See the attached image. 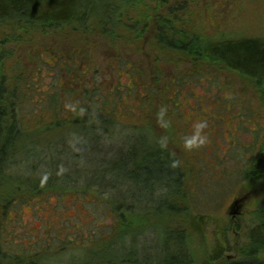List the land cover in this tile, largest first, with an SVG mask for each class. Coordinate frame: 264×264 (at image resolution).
I'll use <instances>...</instances> for the list:
<instances>
[{"label": "rangeland", "instance_id": "obj_1", "mask_svg": "<svg viewBox=\"0 0 264 264\" xmlns=\"http://www.w3.org/2000/svg\"><path fill=\"white\" fill-rule=\"evenodd\" d=\"M136 6L114 37L95 27L90 32L67 27L44 33L0 24L2 74L10 91L17 92V112L19 91V115L32 133L26 147L35 151L20 167L28 172L22 188L30 190L38 181L46 185L57 178L62 183L75 180V186L60 194L62 197L47 195V202L17 203L10 210V221L1 218L4 205L0 202L2 241L8 239L9 247L34 253H45L42 249L50 247L45 257L33 259L35 264H97L108 258H129L132 264H170L167 260L177 250V241L169 240L160 224H144L147 219L160 222L166 215L149 205L153 199L158 207L159 196H150L143 182L124 183L105 175L124 157L117 149L126 144L146 145L147 151L138 161L143 165L150 152L160 153L150 141V137L159 138L178 156L186 174L190 166L185 157L195 167L194 179L185 178L186 191L193 195L190 205L194 211L208 217L204 226L207 244L199 240L194 250L198 255L208 251L225 228H230L227 238L231 246L243 245L253 213L264 197V95L250 80L220 64L161 45L155 37V18L150 15L160 14L174 29L202 40L258 38L264 37V0H144ZM144 11V19L137 20ZM53 95L58 96L57 104L51 102ZM99 96L104 100V117L116 126L109 134H101L100 142L95 137L100 134L88 129L79 132L78 138L72 129L79 123L80 113L74 114L85 104L94 110L91 100ZM62 106L70 111L62 112ZM63 116H72V120ZM38 121L44 125L43 131ZM190 140L194 141L192 147L187 146ZM255 152L252 176L241 183L247 158ZM82 183L117 186L112 198L137 205L132 221L142 223V234L133 232L107 245L113 238L109 198L100 196L102 203L89 207L85 194L72 193L81 192ZM166 183L162 179L158 184ZM95 190H89L92 198L97 195ZM235 203L238 213L232 214Z\"/></svg>", "mask_w": 264, "mask_h": 264}, {"label": "trees", "instance_id": "obj_2", "mask_svg": "<svg viewBox=\"0 0 264 264\" xmlns=\"http://www.w3.org/2000/svg\"><path fill=\"white\" fill-rule=\"evenodd\" d=\"M143 2L144 0H0V24L11 23L20 31L44 33L57 32L67 27H75L77 30L90 32L95 27V30L108 33L110 37H114L117 35L119 24L122 23L123 19L129 18L131 12L137 7L136 5L139 4L140 6ZM146 14L145 11L144 13L139 12L138 15L141 16L136 17V19H144ZM150 15L151 18H155L154 23L158 30L155 37L161 45L186 52L196 59L220 64L227 70L250 80L259 93L264 95V37L202 40L185 31L174 29L161 19L160 14L154 16L155 13H153ZM144 23L146 25L148 21ZM130 78L129 80H133ZM61 87L59 86V88ZM15 91L14 89L13 92L10 91L0 65V202L4 205L1 218H4L5 222L11 220L9 217L10 210L17 203L32 204L40 199L47 202V195L53 196L62 193L64 195L67 190H71L69 189L71 186H75V180L62 183L60 182L62 181L61 178H57L46 185L38 181L39 183H35L30 190L22 188L25 185L23 178H26L28 172L24 173L20 167L24 159L35 151L26 147V141L32 137V133L25 127L27 124L19 115V107L22 103L19 91L17 112V92ZM57 97L56 95L51 96V102L57 104L59 102ZM86 97L87 95L84 94V103H87ZM91 101L94 104V110L86 104L79 106L76 110L74 117H77V114L80 113L76 121L79 123L72 131L78 138L81 137L79 132L87 131V129L93 131V134L99 133L100 135L95 137L96 141L99 140L100 142L101 134H109L110 129H114L116 125H111L113 120L104 117V113H102V102L104 100L101 96ZM62 108H64L62 112L70 111L66 107L62 106ZM63 117L66 121L72 120V116ZM113 119L117 123V119ZM39 122H37L38 127H41V131H43L45 127ZM77 128H80V130H77ZM114 131L113 133H115ZM158 139L150 137V141L153 143L152 146L159 147L160 153L157 155L150 152L149 158L144 161L143 165L139 164L138 161L142 160L143 154L147 151L146 145L134 147L126 144L125 148L117 149L118 152L125 155L114 162L112 169L108 168L105 175L108 177L109 175L116 176L124 183L143 182L150 189V196H159L160 203L158 207L153 199H150L149 205L151 204L161 210L159 214L165 213L166 215L162 217L160 222L147 219L144 224L149 226L160 224L161 231L167 232L169 240L177 241V250L170 253L167 262L170 264H264V197L259 201L253 213L252 225L247 230V238L243 245L231 246L227 238L230 228H225L219 231V239L214 242L211 248H208V251H203V254L200 255L196 254V251H194L195 245L199 243V240H202V244L206 243L204 226L208 221V217L194 211L195 209L190 205L193 195H191V191L189 193L186 191L185 178L190 176L194 179L191 173L195 167L184 156L187 165L190 166L189 175L186 174L184 165H182L178 156L174 155V152L164 140ZM178 148L181 150V145H178ZM257 151L258 149H256ZM256 152L247 158L241 173V183L247 182L252 176L257 163ZM102 157L104 162H108L109 158L106 154H103ZM75 158H79V153L75 155ZM32 171L36 172L37 168H33ZM115 171H119V173L115 174ZM225 174L228 177L226 181H231L229 173L226 172ZM196 177L195 180L198 179ZM162 179L167 181L165 186L158 184ZM14 183L17 185H14ZM72 183L74 184L71 185ZM124 183L121 184L122 187L125 186ZM189 185L190 187L192 185L190 180ZM80 187L83 189L81 192L72 189V193L74 192L75 196L85 194L89 201V207L101 202L100 196L107 195L109 198L108 203L110 205L106 204L111 209L109 213L112 214L110 217H112L113 224L110 229H113L111 235L113 238L107 245H114V242H120L133 232H139L138 236L142 234L140 232L143 229L142 223L134 224L132 221L137 205L129 200L112 198L117 186L98 187L96 183L85 186L82 183ZM173 187H175L174 190H172ZM92 188L96 189L97 195L95 198L90 196L89 190H92ZM60 197L62 196L60 195ZM87 206L86 209H88ZM38 207L42 208L43 206ZM162 209H165V211ZM98 224L101 225V223ZM2 225L0 223V264H35L34 258L45 257L44 255L48 254L49 246H45L44 250L42 249L45 253L40 251L34 253L23 249H20V251L9 247L6 244L9 242L8 239L2 241L4 232ZM174 236L177 237V240L174 239ZM70 241L71 244H78L73 242L74 240ZM234 252L236 253L234 257L228 256V253ZM135 262L137 261L135 260ZM132 263L133 260L129 258L120 260L108 258L104 261L100 260L97 264Z\"/></svg>", "mask_w": 264, "mask_h": 264}, {"label": "water", "instance_id": "obj_3", "mask_svg": "<svg viewBox=\"0 0 264 264\" xmlns=\"http://www.w3.org/2000/svg\"><path fill=\"white\" fill-rule=\"evenodd\" d=\"M238 203H235L232 214L238 213Z\"/></svg>", "mask_w": 264, "mask_h": 264}, {"label": "clouds", "instance_id": "obj_4", "mask_svg": "<svg viewBox=\"0 0 264 264\" xmlns=\"http://www.w3.org/2000/svg\"><path fill=\"white\" fill-rule=\"evenodd\" d=\"M194 145V141L193 140H190L187 142V146L188 147H192Z\"/></svg>", "mask_w": 264, "mask_h": 264}]
</instances>
